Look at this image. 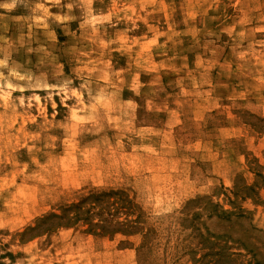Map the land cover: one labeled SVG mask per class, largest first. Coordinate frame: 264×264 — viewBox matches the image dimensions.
I'll return each mask as SVG.
<instances>
[{
  "label": "rangeland",
  "instance_id": "374dc122",
  "mask_svg": "<svg viewBox=\"0 0 264 264\" xmlns=\"http://www.w3.org/2000/svg\"><path fill=\"white\" fill-rule=\"evenodd\" d=\"M0 264H264V0H0Z\"/></svg>",
  "mask_w": 264,
  "mask_h": 264
}]
</instances>
